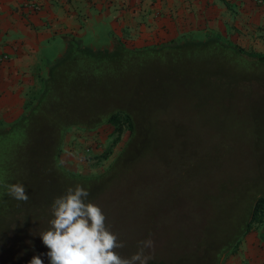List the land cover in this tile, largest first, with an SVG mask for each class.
Listing matches in <instances>:
<instances>
[{"label": "rangeland", "instance_id": "rangeland-1", "mask_svg": "<svg viewBox=\"0 0 264 264\" xmlns=\"http://www.w3.org/2000/svg\"><path fill=\"white\" fill-rule=\"evenodd\" d=\"M117 43L128 46L115 40L112 50ZM209 51L189 44L147 58L115 75L108 89L114 97L93 102L107 113L123 107V99L139 109L133 113L125 106L134 116L136 136L144 140L132 171L118 169L99 186L81 185L118 242H124L116 249L124 258L150 238L154 246L145 254L154 261L149 263L203 264L201 256L206 260L216 248L263 237L259 223L246 234L243 230L254 199L264 194V74L230 87L226 82L240 69ZM73 127L93 131L101 140L100 152L94 154L89 144L80 156L84 166H65L87 176L105 172L133 135L123 114L96 128ZM52 218L50 213L12 234L0 246V264H29L34 255L49 264L39 234ZM231 248L221 255V264L234 253Z\"/></svg>", "mask_w": 264, "mask_h": 264}, {"label": "trees", "instance_id": "trees-1", "mask_svg": "<svg viewBox=\"0 0 264 264\" xmlns=\"http://www.w3.org/2000/svg\"><path fill=\"white\" fill-rule=\"evenodd\" d=\"M65 37L67 48L43 77L41 90L34 102L14 121L0 125V246L12 234L52 213L54 199L64 195L69 187L82 184L99 186L115 177L118 169L132 171L144 140L136 136L134 116L131 108L128 110L125 106H132L133 113H139V109L123 97L124 106L110 113L98 110L99 104H93L95 100L114 97L109 95L108 89L115 75L127 67H137L147 58L176 52L190 44L194 49H210L209 53L218 60H225L228 67L240 69L236 79L226 82L230 87L238 85L241 79L249 80L259 76V73L264 74V53L246 50L216 32L198 37L186 35L143 47L117 43L112 51L93 48L74 35ZM121 114L129 123L133 135L105 172L87 176L65 168L61 161L63 139L71 127L96 128L105 121H116ZM5 183L23 184L28 201H17L8 196ZM250 217L243 233L246 234L253 223H259L264 238L263 193L254 199ZM239 244L237 240L221 249H214L206 260L205 255L201 256L202 263L221 264V255L230 246L229 252H235Z\"/></svg>", "mask_w": 264, "mask_h": 264}, {"label": "crops", "instance_id": "crops-1", "mask_svg": "<svg viewBox=\"0 0 264 264\" xmlns=\"http://www.w3.org/2000/svg\"><path fill=\"white\" fill-rule=\"evenodd\" d=\"M216 32L244 48L264 51V4L256 0H0V125L18 118L36 99L50 53L67 35L86 45H159L186 35ZM54 53V52H53ZM93 131L70 128L61 161L77 170L93 145ZM88 134V136L86 135ZM92 135V136H89ZM225 264H264V238H246Z\"/></svg>", "mask_w": 264, "mask_h": 264}, {"label": "clouds", "instance_id": "clouds-1", "mask_svg": "<svg viewBox=\"0 0 264 264\" xmlns=\"http://www.w3.org/2000/svg\"><path fill=\"white\" fill-rule=\"evenodd\" d=\"M8 196L27 202L29 196L21 183H5ZM89 191L81 185L69 187L66 193L54 199L49 228L39 234L48 249L49 264H149L152 255L145 254L154 242L149 238L138 242V250L124 258L116 249L124 242L106 226L101 208L88 202ZM29 264H43L40 255H34Z\"/></svg>", "mask_w": 264, "mask_h": 264}, {"label": "water", "instance_id": "water-1", "mask_svg": "<svg viewBox=\"0 0 264 264\" xmlns=\"http://www.w3.org/2000/svg\"><path fill=\"white\" fill-rule=\"evenodd\" d=\"M112 47H113V44H111V43L109 45H107L106 48L105 47L101 48V47H94L93 46V48H96V49H106V50H109V51H112V49H111ZM66 48H67V41L63 42L62 47L60 49H58V51H56L55 54L46 62V75H47V73L49 71L50 66L55 64L58 60H60V58L62 57V55L65 52ZM250 219H251V217H249L248 220H250Z\"/></svg>", "mask_w": 264, "mask_h": 264}, {"label": "built area", "instance_id": "built-area-1", "mask_svg": "<svg viewBox=\"0 0 264 264\" xmlns=\"http://www.w3.org/2000/svg\"><path fill=\"white\" fill-rule=\"evenodd\" d=\"M256 2L258 4H264V0H256ZM6 59H7V55L6 54H0V63L5 61Z\"/></svg>", "mask_w": 264, "mask_h": 264}]
</instances>
